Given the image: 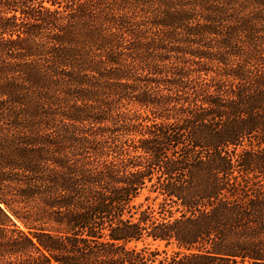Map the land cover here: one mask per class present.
Instances as JSON below:
<instances>
[{
    "label": "trees",
    "instance_id": "trees-1",
    "mask_svg": "<svg viewBox=\"0 0 264 264\" xmlns=\"http://www.w3.org/2000/svg\"><path fill=\"white\" fill-rule=\"evenodd\" d=\"M0 264H264V0H0Z\"/></svg>",
    "mask_w": 264,
    "mask_h": 264
},
{
    "label": "rangeland",
    "instance_id": "rangeland-1",
    "mask_svg": "<svg viewBox=\"0 0 264 264\" xmlns=\"http://www.w3.org/2000/svg\"><path fill=\"white\" fill-rule=\"evenodd\" d=\"M146 195H148V193H145V195L141 197V199H140L141 202L144 200ZM134 246H137L138 248H142L143 244L142 243H131V244H129V247H134ZM155 247L156 246H154V248ZM159 250H163V247H159Z\"/></svg>",
    "mask_w": 264,
    "mask_h": 264
}]
</instances>
